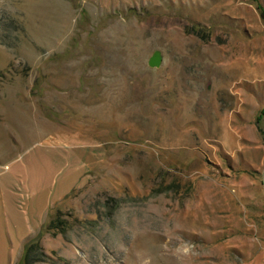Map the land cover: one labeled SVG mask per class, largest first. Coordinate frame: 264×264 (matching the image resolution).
I'll list each match as a JSON object with an SVG mask.
<instances>
[{
	"label": "rangeland",
	"instance_id": "obj_1",
	"mask_svg": "<svg viewBox=\"0 0 264 264\" xmlns=\"http://www.w3.org/2000/svg\"><path fill=\"white\" fill-rule=\"evenodd\" d=\"M34 243L264 264V0H0V264Z\"/></svg>",
	"mask_w": 264,
	"mask_h": 264
},
{
	"label": "trees",
	"instance_id": "obj_2",
	"mask_svg": "<svg viewBox=\"0 0 264 264\" xmlns=\"http://www.w3.org/2000/svg\"><path fill=\"white\" fill-rule=\"evenodd\" d=\"M60 222H61V221H60V218H59V217L54 218L53 220H51V221L49 222L48 227H49L50 229H53V228L58 229ZM38 247H39V243H34V244H31V245L27 248V250H26V252H25V255H24V262H25L26 264H27V263H30V261H32V260H31V252H32L33 249L38 248ZM33 261H34V259H33Z\"/></svg>",
	"mask_w": 264,
	"mask_h": 264
},
{
	"label": "water",
	"instance_id": "obj_3",
	"mask_svg": "<svg viewBox=\"0 0 264 264\" xmlns=\"http://www.w3.org/2000/svg\"><path fill=\"white\" fill-rule=\"evenodd\" d=\"M162 57L160 51L156 50L150 56L148 60V65L151 67H158L161 64Z\"/></svg>",
	"mask_w": 264,
	"mask_h": 264
}]
</instances>
